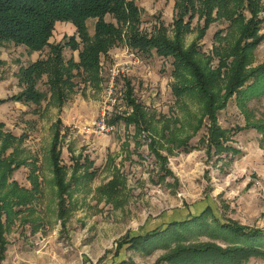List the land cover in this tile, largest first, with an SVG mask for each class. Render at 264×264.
<instances>
[{"label": "rangeland", "instance_id": "374dc122", "mask_svg": "<svg viewBox=\"0 0 264 264\" xmlns=\"http://www.w3.org/2000/svg\"><path fill=\"white\" fill-rule=\"evenodd\" d=\"M135 1L141 7L143 31L152 32L163 22L171 34L173 0ZM69 22L56 21L49 41L62 42L64 59L78 61V49L67 42V36L75 34V27L69 28ZM201 22L197 15L192 18V29L184 35L186 44L195 38ZM93 23L94 18L89 17L90 32ZM226 24V21L212 22L197 41L204 55L212 58L211 66L217 64L212 53L217 42L214 32L223 29L224 34ZM254 50V63L264 60V43ZM49 55L48 45L32 51L12 40L0 45L3 60L0 148L5 135L14 139L7 143L2 157L6 159L13 152L15 162L26 161L11 176L20 186L31 187L28 176L32 167L39 184L31 209L22 208L4 228L7 244L0 264H119L122 260L153 264L178 243L210 241L231 245V237L217 233V220L264 228V148L261 147L264 138L247 124V114L250 121L264 118V95L247 98L244 107L234 97L228 100L218 113V122L227 130V144L238 152L207 155L200 140L206 136L207 119L192 134L198 103L187 97L177 100L173 95L171 56H158L154 49L144 53L119 43L101 56L98 85L74 69L73 85L66 87L63 103L59 104L50 96L47 76L43 74L36 83V89L45 93L38 104L15 101L13 96L23 88L18 81L19 69ZM111 79L114 85L109 90ZM125 79L130 81L134 97L153 116L158 129L167 123L178 136L189 137L188 151L175 141L164 146L158 144L161 153L167 156L165 167L150 151L148 138L143 134L138 136L133 124L126 125L122 119L110 121L114 114L123 115L131 110L123 99ZM104 107L106 112L101 117ZM58 118L62 122L58 144L60 163L67 170V178L73 169L77 177L64 196L63 217L58 211L50 152ZM101 119L113 124L114 129L98 132L94 124ZM181 123L184 128L179 127ZM85 172L92 175L88 177ZM117 173L124 179V186L118 201L107 200L98 188ZM207 208L211 212L202 213ZM193 215L199 218H191ZM187 218L190 223L186 228L168 227L172 220ZM156 227H167L168 231L150 245L128 248L123 243L127 237L145 234ZM252 261L264 264L261 258Z\"/></svg>", "mask_w": 264, "mask_h": 264}, {"label": "trees", "instance_id": "16d2710c", "mask_svg": "<svg viewBox=\"0 0 264 264\" xmlns=\"http://www.w3.org/2000/svg\"><path fill=\"white\" fill-rule=\"evenodd\" d=\"M263 12L262 0H175L169 34L163 22L155 26L152 32L143 31L140 27L141 7L135 0H0V45L12 40L24 44L31 51L49 46L50 55L46 59H37L21 67L18 73V81L23 88L13 96L14 100L35 104L45 95L36 89V83L43 74L47 76L50 96L59 104L63 103L66 87L69 89L73 85L74 69L81 71L86 80L98 85L101 82V56L119 43L144 53L154 49L158 56H171L174 76L171 91L177 100L187 97L198 103L199 113L194 114L196 122L192 124V134H196L207 119V133L200 140L205 145L207 155H219L231 150L238 152L227 144V130L218 122L219 111L225 108L231 97L244 107L247 98L264 95V60L252 66L253 50L264 38L260 32ZM195 15L202 22L195 38L186 44L184 35L191 31V20ZM89 17L94 18L92 32L87 24ZM57 20L70 21L75 26V34L67 36V42L78 49V61L73 58L65 60L62 53L64 44L49 41ZM214 21H226L227 24L224 34L223 29L214 32L217 42L212 47V53L217 57V64L211 66L212 58L204 55L197 41ZM2 64L0 57V76ZM124 86L123 99L131 110L123 115L114 114L110 121L122 119L126 125L133 124L138 136L143 134L148 138L150 151L162 167H165L167 157L160 153L158 144L175 141L184 151H188L186 144L189 137L178 136L167 123L158 129L151 118L153 116L134 97L130 81L125 79ZM247 119L248 126L264 138V118L250 121L247 114ZM61 124L58 118L54 124L50 152L58 211L63 217L66 213L64 196L76 183L77 177L76 169H73L67 178V170L60 163L58 144ZM2 127L3 123L0 122V133ZM179 127L184 128V124L181 123ZM11 140H14L12 135H5L0 148V260L4 258L7 244L4 228L22 208L31 209L33 199L39 192L34 167L28 176L30 188L20 186L11 179L13 172L26 163L25 160L15 162L13 152L6 159L2 157ZM136 143L140 144L138 141ZM84 174L90 177L92 172ZM122 186L124 179L117 173L100 186L98 192L107 200L118 201ZM15 207L18 209L15 210ZM207 211L211 212V209L207 208L202 213ZM191 218L197 220L199 215ZM189 220H172L167 224L168 227L186 228ZM166 228L156 227L145 234L127 237L123 243L126 242L128 248L150 245L168 231ZM216 229L217 233L231 237L232 244L222 246L210 241L178 243L153 264H253V258L264 261V228L217 220ZM119 264L136 263L122 260Z\"/></svg>", "mask_w": 264, "mask_h": 264}, {"label": "built area", "instance_id": "2783aa9c", "mask_svg": "<svg viewBox=\"0 0 264 264\" xmlns=\"http://www.w3.org/2000/svg\"><path fill=\"white\" fill-rule=\"evenodd\" d=\"M113 85H114L113 80L112 79L109 80V84H108L109 90H111V88L113 87ZM105 112H106V107H104L102 109L101 117H104ZM94 125H95V129L98 132H109V131H112L114 129V125L113 124H106L103 119H101L100 122H97Z\"/></svg>", "mask_w": 264, "mask_h": 264}, {"label": "crops", "instance_id": "0c3cea01", "mask_svg": "<svg viewBox=\"0 0 264 264\" xmlns=\"http://www.w3.org/2000/svg\"><path fill=\"white\" fill-rule=\"evenodd\" d=\"M174 2H175V0H173V2H172V7H173V11H174ZM262 3L264 4V0H262ZM263 14H264V12H263ZM58 22H60L61 23V20H57ZM69 25V28H71L72 26H73V24L72 23H68ZM72 24V25H71ZM73 27H75V26H73ZM72 27V28H73ZM75 30V29H74ZM260 32L264 35V21H263V23H262V26H261V28H260ZM261 43H264V38H263V40L256 46V47H258ZM256 47H255V49H256ZM253 51H255V50H253ZM263 61V60H262ZM261 61V62H262ZM258 63H260V62H258ZM258 63H252V66H254V65H256V64H258ZM127 80V79H126ZM124 82H125V80H124ZM131 84V83H130ZM124 88H125V86H124ZM261 135V134H260ZM139 145V144H138ZM164 146V144H160L159 146ZM262 148H264L263 147V144H262V146H261ZM159 149V148H158ZM159 151H160V149H159ZM160 153H161V151H160ZM167 157V156H166ZM167 163V162H166ZM113 177V176H112Z\"/></svg>", "mask_w": 264, "mask_h": 264}]
</instances>
